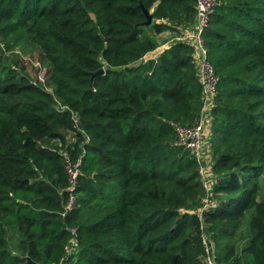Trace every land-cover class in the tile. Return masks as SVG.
I'll use <instances>...</instances> for the list:
<instances>
[{"label": "trees", "instance_id": "16d2710c", "mask_svg": "<svg viewBox=\"0 0 264 264\" xmlns=\"http://www.w3.org/2000/svg\"><path fill=\"white\" fill-rule=\"evenodd\" d=\"M217 2L200 36L217 83L213 205L198 218L197 164L170 125L198 119L193 49L147 58L144 34L191 25L194 0H0V56L29 41L51 89L17 72L16 55L0 61V264H60L69 229L71 264H202L201 223L218 264H264V0ZM62 153L79 163L73 189Z\"/></svg>", "mask_w": 264, "mask_h": 264}, {"label": "built area", "instance_id": "2783aa9c", "mask_svg": "<svg viewBox=\"0 0 264 264\" xmlns=\"http://www.w3.org/2000/svg\"><path fill=\"white\" fill-rule=\"evenodd\" d=\"M217 0H194V15L191 33L187 32L180 36L182 43L188 44L193 49V59L195 64V71L198 83L200 85V102L201 107L198 115V119L189 127L180 126L178 124L171 123L174 138L172 144L176 147H181L186 150L190 156L194 158L197 164V173L202 183L204 191V198L201 201V205L198 208L197 214L200 218V213L205 211L212 204L208 198L211 195V189L214 183V177L208 178L205 176L206 164L201 162L204 158V146L202 143V133L204 119L203 114H209L207 122L210 124V110L214 107L213 97L215 95V88L217 78L212 72L210 64L205 57V51L202 45L201 33L207 25L208 17L212 14L214 8L217 5ZM0 48L2 45L0 44ZM164 48H162L163 50ZM57 108L61 111L64 107L60 106L56 102ZM62 162L66 179L68 183V189H73L76 184V179L79 175V163H71L69 156L66 153H62ZM74 202V196L68 195V198L64 205V212L71 210ZM69 242L67 244L64 257L60 264H71L70 257L75 252V234L74 229H69ZM199 241L201 244V261L202 264H218L217 255L214 243L212 242L209 233L206 230V226L201 223L199 226Z\"/></svg>", "mask_w": 264, "mask_h": 264}, {"label": "rangeland", "instance_id": "374dc122", "mask_svg": "<svg viewBox=\"0 0 264 264\" xmlns=\"http://www.w3.org/2000/svg\"><path fill=\"white\" fill-rule=\"evenodd\" d=\"M150 14V13H149ZM188 27V26H186ZM184 27V28H186ZM145 36H149L150 39H152L154 41L155 44V49L153 52L147 54L145 57H149L151 55H155L156 53H158L163 47V43L167 41L166 38V33H160L158 35H153L151 34V31H145ZM11 36L15 35V32H12L10 34ZM10 40L9 38H3L1 36V41L0 44L3 45H9L11 41H6V40ZM180 41V38H179ZM3 43V44H2ZM166 45V44H164ZM162 46V47H160ZM4 54L6 57H2L0 56V61L1 64L5 65L9 64L12 65L14 63H16L13 60V56L12 55H16L18 60V66L16 67L17 72H19L20 74H23L24 76H27L29 78V80L32 83H35L41 87H44L45 90L47 92H51V89L47 87V84L45 83V79L48 76L49 73V68L46 64V62L42 59L41 54L38 52L37 48L31 44L29 41H26L25 44L21 43V44H16L15 46H13V48L10 51H4ZM15 58V57H14ZM16 58V59H17ZM66 141L67 143H71L73 140L72 135L66 134ZM258 182L261 186V189L264 192V169H263V173L262 175L258 178ZM242 228L240 227L239 230H241ZM14 236H12L11 234H7V242H8V246L9 248L14 247ZM238 252V251H237Z\"/></svg>", "mask_w": 264, "mask_h": 264}, {"label": "crops", "instance_id": "0c3cea01", "mask_svg": "<svg viewBox=\"0 0 264 264\" xmlns=\"http://www.w3.org/2000/svg\"><path fill=\"white\" fill-rule=\"evenodd\" d=\"M193 24V22H192ZM192 24L189 25L188 27L186 28H182V27H177V32H169V31H164L163 33H166V38H167V41L163 43V46H167L173 42H178L179 41V38L181 35H183L184 33H191V29H192ZM155 41V39H154ZM166 44V45H164ZM162 47V46H160ZM163 47V48H165ZM162 50V49H161ZM160 50V51H161ZM151 57V56H150ZM153 57V56H152ZM209 114H206L204 113L203 114V119H204V125H203V133H202V143H203V146H204V158L203 160L201 161L203 163V165L206 164V169H205V176H207L208 178H212L213 175H212V172H211V166H212V157H211V154H210V150H209V143H208V139H209V126L210 124L207 122V118H208ZM69 238H68V242H69ZM247 241L246 240H242L240 242H238L236 244V250H239L240 248L244 247L246 245Z\"/></svg>", "mask_w": 264, "mask_h": 264}, {"label": "water", "instance_id": "95a60500", "mask_svg": "<svg viewBox=\"0 0 264 264\" xmlns=\"http://www.w3.org/2000/svg\"><path fill=\"white\" fill-rule=\"evenodd\" d=\"M139 8H140V10L142 12V15H143L144 19H145V21L143 23L144 26H149L151 24V16H150V14L141 5H139ZM141 60H143V59H141ZM101 73H102V70H99L96 73L92 74L91 77H93L95 75H99ZM22 183L25 184L26 181L24 180V181H22Z\"/></svg>", "mask_w": 264, "mask_h": 264}]
</instances>
